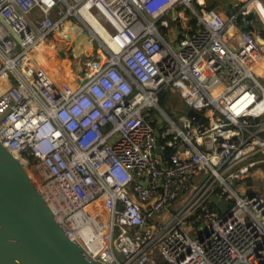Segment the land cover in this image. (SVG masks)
<instances>
[{"label": "built area", "instance_id": "built-area-1", "mask_svg": "<svg viewBox=\"0 0 264 264\" xmlns=\"http://www.w3.org/2000/svg\"><path fill=\"white\" fill-rule=\"evenodd\" d=\"M254 3L224 18L194 0H0V143L59 222L102 225L94 258L264 264V198L244 190L264 163V83L239 50L263 51L254 20L237 46L225 39ZM83 21L99 53L66 93L34 51Z\"/></svg>", "mask_w": 264, "mask_h": 264}, {"label": "water", "instance_id": "water-1", "mask_svg": "<svg viewBox=\"0 0 264 264\" xmlns=\"http://www.w3.org/2000/svg\"><path fill=\"white\" fill-rule=\"evenodd\" d=\"M189 116L199 118L195 111ZM218 208L225 210L222 203ZM0 264H105L68 236L21 161L1 143Z\"/></svg>", "mask_w": 264, "mask_h": 264}, {"label": "rangeland", "instance_id": "rangeland-1", "mask_svg": "<svg viewBox=\"0 0 264 264\" xmlns=\"http://www.w3.org/2000/svg\"><path fill=\"white\" fill-rule=\"evenodd\" d=\"M247 1L248 0H194V3L197 6V8H199V5H201V7H204V8L212 7L216 11L220 12V14H222L223 17L225 18V17H228L230 15L236 14V13H231V9L234 12L239 11L238 13H242V9H243V7L246 6ZM253 8L254 7L252 5V6H249L248 9L252 12ZM260 13H262V11ZM262 14L260 15L261 17L259 15H255V18H254L255 22L253 23V27L247 28V30L249 31V32H247V34L250 35L252 33L254 35L255 39L257 41H259V43L262 47V51H263L261 54V56H263L261 60L264 61V16H262ZM183 16H184L185 20L183 19L181 21V24H179V25L184 27L188 23V21L191 20L192 13L190 10H187L185 15H183ZM75 26L81 30V31H78L80 33L78 40H76L74 38V36L72 35V33L70 31L68 32L69 35L67 37H64L62 35V36L57 37V38L53 37L52 39H49V41L54 42L55 44H62V46L65 49L64 52H66L68 55L67 58H65L64 60H62L63 57L59 58L58 56H55L53 59L54 63L52 65H50V64L45 65V66H47L49 71L52 72L54 79L60 83H63L62 77L67 80L68 75L71 76V80L73 82L77 81V79H79V78L81 80V78L84 77V74H82V70L84 69V62H87L89 59H91L92 55H96L97 53H99V45H98L96 40L93 41V43L91 42L92 46L89 48L88 51L80 52V48L84 47L85 42L91 40L90 38H91L92 34L89 31H86L87 30L86 27H89V26L84 21H83V23L78 22V24ZM170 27L172 30L175 28V26L173 24L170 25V23H169L167 29H169ZM231 35L232 36L233 35L234 36L239 35V32L233 30ZM169 36L170 37L168 39L174 43V46H176L175 45L176 36L173 35L172 33ZM244 44L247 45L248 49H252L249 41H246V43H244ZM100 52H102V51H100ZM242 53H243L242 58H244L245 60H248V62L254 61L255 55L250 54V57H249L246 50ZM46 54L49 55L47 52H46ZM81 54H82V56H81ZM253 54H255L254 50H253ZM74 55H76V56L73 57ZM260 70H261V72H260ZM254 71L257 74H259V75L262 74L264 76V63L263 62L260 63L259 68H255ZM56 75L58 76V79L55 78ZM263 80H264V78H262L261 81H263ZM65 82H67V81H65ZM74 90H76V89L75 88L71 89V91H74ZM177 102H178V105H177ZM180 104L181 103H179V101H177V99L175 97H172V101L170 102V105H168V107L166 106L167 103L162 102L160 105L162 108H164L168 111L173 110V112H174V111H176V109L178 110L179 106L182 108V106ZM152 115L154 117L159 116V112L154 110ZM247 182H248V184L250 182V185H247V183H246L248 188L252 187L253 189H255V191H257L258 196L264 198V176L260 177V178L252 177V178L248 179ZM70 232L73 234L75 239H77L75 232L73 230H70Z\"/></svg>", "mask_w": 264, "mask_h": 264}, {"label": "bare ground", "instance_id": "bare-ground-1", "mask_svg": "<svg viewBox=\"0 0 264 264\" xmlns=\"http://www.w3.org/2000/svg\"><path fill=\"white\" fill-rule=\"evenodd\" d=\"M254 5L257 6V7H259V11L260 12L262 11V13L264 14V7L260 3L259 4L258 3H254ZM84 18H85V20L87 22L92 23V26L91 27H92L94 33H96L95 32L96 30H100L99 27H98V24L91 17H89L87 13H84ZM232 28H235V27H232ZM69 31L72 33V35L74 36V38L76 40H78V38L80 36V33L78 31H81V30L79 28H77L76 26L75 27L74 26L71 27L69 25H67V27L64 30L57 31L55 33V38L60 37L62 35L64 37H67L69 35L68 34ZM232 31L233 30L230 31V34H232ZM225 39L227 41L230 39V37H229V31H228V35L225 37ZM91 46H92V43H91L90 40L87 41V42H85L84 47H81L80 48V52H82V51H88ZM48 50H52L53 53H56V55L59 58L60 57H63L62 60H64L65 58H67L68 55H67L66 52H64L65 49L62 46V44H55L54 42H51L49 40H48L47 43L43 42V43L38 44L37 47H36V49H35V51H34V55H35L38 63L40 65H42L43 67H45L49 71V69L47 68V66H45L43 64V61H45L46 64H50V65H52L54 63V61L52 62L48 58V55L46 54V52ZM61 52H64L65 53V56H61ZM75 56L76 55H74L73 57H75ZM81 56H82V54H81ZM49 73H50L52 79L54 80V83L57 86H59L61 89H63L66 93H71V92H73V91H71L72 88H75V89L77 88V81L73 82L71 80V76L70 75H68L67 80L62 77L63 83H60V82H57L54 79V76H53L52 72L49 71ZM55 78L58 79V76L56 75ZM65 81H67V82H65ZM80 220H81V218H78L77 215H74L71 218H69L68 220L64 221V224H62L61 222L60 223L62 224L63 228L65 229V231L67 232L68 236L71 239H75V237L73 236V234L70 232V230H73L75 232L76 236H77V239L76 240L77 241L79 240V242L83 245L84 248H86V249H88L90 251H93L95 253H97V251L99 252L102 249V246L104 245L103 244V240L100 239V236L99 235H97V234H100V231L102 230V225L98 224L96 220L91 219V218L86 219L85 221L84 220L82 221V222H86L87 224H90L95 230H97L98 232L96 234V233H93L92 232L94 229L91 226H86L85 228L79 229L78 224L80 223ZM92 241H94L97 244V249H94V246L93 245H91V247H90L89 244H91Z\"/></svg>", "mask_w": 264, "mask_h": 264}, {"label": "crops", "instance_id": "crops-1", "mask_svg": "<svg viewBox=\"0 0 264 264\" xmlns=\"http://www.w3.org/2000/svg\"><path fill=\"white\" fill-rule=\"evenodd\" d=\"M259 4V3H258ZM254 7H255V9L258 11V13H259V15H261V13H260V11H259V7H257V6H255L254 5ZM209 9V8H208ZM237 11H235V12H233V13H236ZM251 14H253V12H251ZM254 15V14H253ZM181 16H182V20L183 19H185L184 18V16H183V14H181ZM263 16V15H262ZM254 17H255V15H254ZM181 20V21H182ZM247 18L246 17H243L242 18V21L240 20V19H238V22H237V24H235V25H233L232 27H235V28H232V27H229V29H228V31H229V37H230V39L228 40L229 42H230V45L232 46V45H235V46H237L238 44V37H239V35H236V36H232L231 34H230V31L231 30H235V31H237V32H239V34H240V32L242 31V29H243V25H245V23L247 22ZM185 24V23H184ZM244 28H249L248 26H245ZM228 35V32H227V34H226V36ZM232 37H231V36ZM234 37V38H233ZM250 46V45H249ZM247 51V53H248V56L251 54V55H254L253 54V49H248V47H247V45L246 44H244V47L241 49V50H239V53L241 54V56H242V52H244V51ZM250 57V56H249ZM252 57V56H251ZM262 57L263 56H261V54L254 60V65H253V68H254V70H255V68H259V66H260V63H264V61L263 60H261L262 59ZM260 72H261V70H260ZM257 74V73H256ZM258 76H260L261 78H264V76L262 75V74H257ZM263 83H264V80L262 81ZM263 158H264V156H263ZM258 176V177H257ZM264 176V163L259 167V168H257L255 171H254V174H253V177H255V178H260V177H263ZM247 185H250V182H249V184H248V182H247ZM244 190H246V193H257V191H255V189H253L252 187H247L246 186V188H244Z\"/></svg>", "mask_w": 264, "mask_h": 264}, {"label": "trees", "instance_id": "trees-1", "mask_svg": "<svg viewBox=\"0 0 264 264\" xmlns=\"http://www.w3.org/2000/svg\"><path fill=\"white\" fill-rule=\"evenodd\" d=\"M209 9H213V8H212V7H209ZM233 12H234V11L231 9V13H233ZM242 18H243V17H240L239 19L242 21ZM246 18L248 19L247 21H251V20H254L255 17H254L253 14H249ZM192 23H193V24L195 25V27H196L197 21H193ZM47 53L49 54V55H48V58L53 62V61H54V60H53L54 57L57 56L56 53H53L52 50H48ZM43 64H44V65H47L45 61H43ZM166 97H167V94H162L161 97H160V103H162V102H163V103H166V102H165V101H166Z\"/></svg>", "mask_w": 264, "mask_h": 264}]
</instances>
